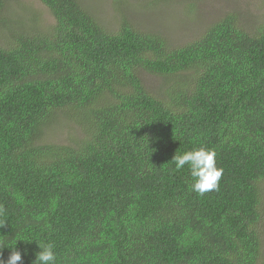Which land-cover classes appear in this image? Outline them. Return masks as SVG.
<instances>
[{"label": "trees", "instance_id": "16d2710c", "mask_svg": "<svg viewBox=\"0 0 264 264\" xmlns=\"http://www.w3.org/2000/svg\"><path fill=\"white\" fill-rule=\"evenodd\" d=\"M39 1L45 29L12 28L0 0V237L22 240V264L44 242L56 264H264V22L230 12L174 45ZM61 115L79 138L43 143ZM199 147L223 168L203 195L171 162Z\"/></svg>", "mask_w": 264, "mask_h": 264}, {"label": "rangeland", "instance_id": "374dc122", "mask_svg": "<svg viewBox=\"0 0 264 264\" xmlns=\"http://www.w3.org/2000/svg\"><path fill=\"white\" fill-rule=\"evenodd\" d=\"M81 1L110 29H118L128 18L143 29L162 34L174 45L195 40L203 30L230 12L237 13L248 27L264 22V0H175L159 4L154 0ZM7 8L6 17L15 25L12 28L45 29L54 24L52 14L39 0H7ZM5 32L0 29V40H5ZM146 83L155 89L160 79L147 76ZM61 116L46 130L43 143L69 144L79 138L76 126Z\"/></svg>", "mask_w": 264, "mask_h": 264}, {"label": "clouds", "instance_id": "9594fccd", "mask_svg": "<svg viewBox=\"0 0 264 264\" xmlns=\"http://www.w3.org/2000/svg\"><path fill=\"white\" fill-rule=\"evenodd\" d=\"M216 155L214 149L199 147L175 154L171 162L175 165L176 170H181L187 165L192 179L190 190L203 195L206 192L218 190L219 187L223 168L217 167ZM6 223L4 210L0 207V227H4ZM18 241L22 240L0 237V264H22V253L17 249ZM37 245L39 251L35 253V260L32 261V264H56L54 244L44 242L37 243ZM4 248L11 250L7 260L2 258ZM23 255H27V251Z\"/></svg>", "mask_w": 264, "mask_h": 264}]
</instances>
